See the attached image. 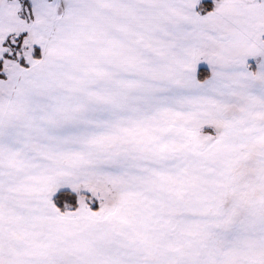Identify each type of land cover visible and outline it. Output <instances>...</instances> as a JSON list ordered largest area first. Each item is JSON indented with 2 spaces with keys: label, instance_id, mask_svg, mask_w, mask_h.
Wrapping results in <instances>:
<instances>
[{
  "label": "snow or ice",
  "instance_id": "snow-or-ice-1",
  "mask_svg": "<svg viewBox=\"0 0 264 264\" xmlns=\"http://www.w3.org/2000/svg\"><path fill=\"white\" fill-rule=\"evenodd\" d=\"M0 264H264V0H0Z\"/></svg>",
  "mask_w": 264,
  "mask_h": 264
}]
</instances>
